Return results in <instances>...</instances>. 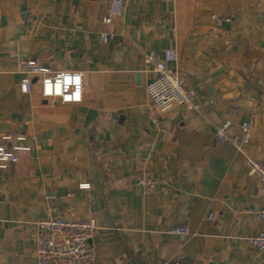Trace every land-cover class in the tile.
<instances>
[{
	"label": "crops",
	"instance_id": "crops-1",
	"mask_svg": "<svg viewBox=\"0 0 264 264\" xmlns=\"http://www.w3.org/2000/svg\"><path fill=\"white\" fill-rule=\"evenodd\" d=\"M106 3L0 0V143L23 134L30 148L0 169V264H35L46 217L94 220L93 264H264L247 243L262 195L244 161L264 162V0H125L109 27ZM165 48L200 110L151 118L144 57ZM29 58L81 71L82 101L45 102L36 78L22 94ZM226 121L237 142L250 124L243 152L218 141ZM145 157L153 193L136 183ZM181 226L188 236L170 233Z\"/></svg>",
	"mask_w": 264,
	"mask_h": 264
},
{
	"label": "built area",
	"instance_id": "built-area-1",
	"mask_svg": "<svg viewBox=\"0 0 264 264\" xmlns=\"http://www.w3.org/2000/svg\"><path fill=\"white\" fill-rule=\"evenodd\" d=\"M125 0H107L101 22L109 27L123 12ZM219 24V20L211 17ZM113 36L112 32L104 31L100 34L101 42L106 43ZM176 52L172 48H165L160 52L151 51L144 57L145 64L150 66L146 83L147 110L149 117L162 115L177 107H187L200 110L195 102L196 92L187 85L184 76L169 63L176 60ZM17 70L21 74L19 83L22 94L30 91L33 78L39 82L40 96L43 101L55 103H79L82 101L83 73L79 70L52 71L40 65L34 59H27L17 63ZM230 126L228 121L216 130L219 142L232 141L239 152L249 143L250 124H242V137L237 142L236 137H228L225 130ZM26 140L23 134L5 135L0 143V169H6L9 164L17 163V152L29 151L30 148L22 143ZM247 175L257 179L262 205L255 211L256 218L262 223L263 229L256 235L247 238V243L259 252H264V162H258L245 155ZM149 157L141 158L137 162V185L148 193L158 191L157 183L148 170ZM81 189L87 184L79 185ZM48 196L47 199H52ZM97 230L94 220H75L46 217L36 222V233L33 239L35 264H93L95 252L91 245V238ZM178 236H188L186 226L170 230Z\"/></svg>",
	"mask_w": 264,
	"mask_h": 264
},
{
	"label": "water",
	"instance_id": "water-1",
	"mask_svg": "<svg viewBox=\"0 0 264 264\" xmlns=\"http://www.w3.org/2000/svg\"><path fill=\"white\" fill-rule=\"evenodd\" d=\"M212 260H215V259H212Z\"/></svg>",
	"mask_w": 264,
	"mask_h": 264
}]
</instances>
